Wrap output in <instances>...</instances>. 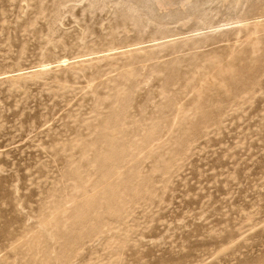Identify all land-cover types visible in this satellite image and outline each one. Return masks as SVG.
I'll return each mask as SVG.
<instances>
[{
    "label": "rangeland",
    "instance_id": "obj_1",
    "mask_svg": "<svg viewBox=\"0 0 264 264\" xmlns=\"http://www.w3.org/2000/svg\"><path fill=\"white\" fill-rule=\"evenodd\" d=\"M0 264H264V0H0Z\"/></svg>",
    "mask_w": 264,
    "mask_h": 264
},
{
    "label": "bare ground",
    "instance_id": "obj_2",
    "mask_svg": "<svg viewBox=\"0 0 264 264\" xmlns=\"http://www.w3.org/2000/svg\"><path fill=\"white\" fill-rule=\"evenodd\" d=\"M63 62L65 63V62H66V60H63V61H62V63H63ZM50 67H52V66H51V65H49V66L45 67V68H44V70L50 69Z\"/></svg>",
    "mask_w": 264,
    "mask_h": 264
}]
</instances>
